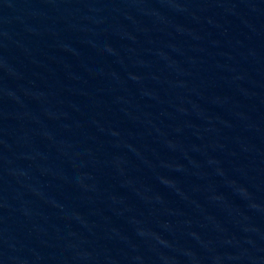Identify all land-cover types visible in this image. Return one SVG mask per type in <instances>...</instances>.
<instances>
[{"label": "water", "instance_id": "1", "mask_svg": "<svg viewBox=\"0 0 264 264\" xmlns=\"http://www.w3.org/2000/svg\"><path fill=\"white\" fill-rule=\"evenodd\" d=\"M0 264H264V0H0Z\"/></svg>", "mask_w": 264, "mask_h": 264}]
</instances>
